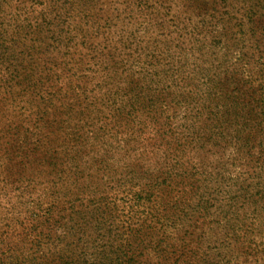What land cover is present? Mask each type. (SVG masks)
Instances as JSON below:
<instances>
[{
	"label": "trees",
	"instance_id": "1",
	"mask_svg": "<svg viewBox=\"0 0 264 264\" xmlns=\"http://www.w3.org/2000/svg\"><path fill=\"white\" fill-rule=\"evenodd\" d=\"M13 1L16 3L11 8V14H6L5 7ZM115 1L118 5H124L122 10L113 7L112 11L111 8L104 11L105 2L97 4L96 0H0V139H9L11 108L19 107L26 100L44 109L42 116L35 122L36 130L45 120V115L58 120L53 135L60 137L62 143L55 146L51 140L45 141L49 136L45 135L35 140L34 144L31 143V147H26L25 141L20 147L21 151L11 144V140H5L3 147H0V172L6 173L13 166L17 177L11 179V173L8 176L0 175V181L4 183L0 187V196L11 194L24 200L12 203L15 205L11 209V218L15 227L19 224L25 230H22L23 238L17 241L9 225H0V264H176L172 259L175 247L187 246L183 239L197 230L196 221H200L201 230L206 231L208 222L203 223L214 214L211 210L213 205L209 201L203 203V199L197 197V191L202 188L199 181L202 182L204 178L210 181L211 178H208L209 171L202 161L196 160L192 165L191 162L195 161L194 150H220L230 146L235 151L234 156L232 151L233 159H236V155L241 158L244 154L253 158L251 150L257 147L258 158L264 157L263 7L260 10L256 1L248 0L249 5L238 3L234 7L229 4L228 9L220 12L216 6L221 0H211L213 6L210 11L208 0H184L188 4L184 5L186 9L183 12L190 11L183 15L175 11L174 5L164 4L155 11V25L159 29H173L179 23H189L187 35L192 40L189 46L179 43L175 46L176 50L179 53L197 52L201 60L203 54L200 51L208 50V57L214 60L210 62V67L198 63L189 65V68L194 67V71L199 70L203 78L201 81H194L192 77L187 79V91L181 90L187 84L183 87L179 85L180 82L184 84L183 76H176L178 72L188 73L187 70L182 67L171 68L169 61L166 64L150 61L152 69L146 77L141 76L142 81H152L160 90L166 87L174 89L177 99L175 102L172 99L170 103V94L156 92L157 89H152L157 93V98H144L143 92L137 89L135 101H130L132 119H137L134 110L143 108L150 101L155 105L160 104L162 113L167 112L168 108L174 109L175 104L190 112L182 116L188 122L178 117L184 124L171 125L169 129L164 123L162 127L166 132L160 131L161 126L154 131L160 135L157 141L166 146L171 156L174 154L178 157L173 158L174 163L170 167L158 170L160 173L156 175L155 183L151 184V191H148L149 185H145L135 193V197L144 204L158 200L159 205L156 203L152 211H148L145 206L133 217H128L119 213L115 200L109 199V196L102 195L85 201L83 195L93 191L87 193L89 186L77 177L85 156L82 151L79 152V131L82 128L79 122L96 118L95 107L106 102L98 97L99 94L105 92L106 98H109L119 88V83H115L114 88L106 87L103 91L102 88L108 84V75L101 81L98 68L108 59L114 68H118L117 63L123 56L143 53L148 56L154 48L145 46L149 43L134 46L139 40L140 28L128 31L114 22L112 14L115 12L114 16L120 17L121 13L132 12V4L143 9L153 8L157 0ZM166 20L168 22L165 24ZM204 33L208 37L206 43L201 37ZM179 36L182 40V34ZM167 50L172 52L171 47ZM80 61L79 66L77 62ZM144 61L140 60L137 64L144 67ZM127 72L135 75L141 73V69L134 70L130 66ZM202 88L207 90V104H202L203 111L210 109V114L198 118L191 112L203 103L198 93ZM218 91L224 97H219ZM213 107L218 111L211 109ZM233 109L236 110L234 117L231 113ZM120 110L124 109L118 107L115 111V119L119 124L124 120L119 119L117 111ZM230 117L233 118L227 120ZM144 123L139 120L141 130L149 127ZM47 126H52V123L48 122ZM87 126L93 127L91 124ZM93 129L82 139V143L88 140L94 142ZM73 137H77V145L75 143L72 146L77 149H71L76 152V158L66 156ZM187 149L189 151L185 153ZM65 157L67 162L64 161ZM184 162L191 164L188 170L184 169L187 167L183 168ZM33 163H37V167L47 166L44 172H49L45 181L48 187L43 192L52 194L47 204L32 200L37 191L31 186L32 181L22 175L25 168ZM259 167L260 171L264 170V164ZM246 180L239 183L243 204L261 194L257 191L250 196V189L256 187ZM196 184L197 191L192 193ZM174 187L185 191L180 195L186 198L184 207H179L180 198L171 195L175 191ZM214 201L218 202L216 198ZM0 202H3L1 197ZM178 207L183 213L181 218L170 214ZM2 208L6 207L0 203V211ZM195 213L200 216L191 224L195 216L189 217L192 216L189 214ZM22 214L28 215V223L20 216ZM185 215L188 216L187 225L175 227L185 219ZM124 216H127L126 221ZM243 226L244 222L238 221L230 228L233 232L229 233L230 238L236 237L234 230H244ZM174 229L177 230L176 234L184 232L182 241L172 238ZM253 229L258 227L254 226ZM4 235L7 236L5 239ZM24 240L29 244L28 247L20 245L19 242ZM188 243V251L190 248L194 251L195 244L192 246L189 239ZM148 251L149 255L143 260L142 256ZM257 261L264 264L261 260Z\"/></svg>",
	"mask_w": 264,
	"mask_h": 264
},
{
	"label": "rangeland",
	"instance_id": "2",
	"mask_svg": "<svg viewBox=\"0 0 264 264\" xmlns=\"http://www.w3.org/2000/svg\"><path fill=\"white\" fill-rule=\"evenodd\" d=\"M208 1L210 4L208 10L210 11L213 2L211 0ZM251 1H256L258 3V8L260 9V7H263V10H260L264 11V0ZM96 2L97 4L105 2L104 11H108L110 8V11H112L113 7H118V9L122 10L124 6L118 5L115 0H96ZM221 2L226 4H220ZM15 3L16 1H13L5 7L6 14H11V8H14ZM238 3L249 5L248 0H227V2L221 0L217 2L216 7L217 10L221 12L228 9L229 4L236 7ZM164 4L174 5L175 11H180L183 15L190 11L183 12L186 9L184 5L188 4L186 1L184 2V0H157L153 8L148 7L143 9L142 6L140 7L137 4H132V12L128 11L127 13H121L120 17L114 16L115 12H113L112 17L117 25L126 27L128 31L140 28L138 34L139 40L136 41L134 46L139 47L141 43H149L145 46H154V48L150 51L152 53H148V56H145L144 53L135 54L131 57L126 55V57H128L127 61L126 57L123 56V59H120V62L117 63V65H119L118 68H114L112 66L113 63L109 59L105 63L100 64V68H98L97 72L100 80L102 81L108 75L106 79L108 84L107 86H104V89L102 88V90L104 91L106 87L112 88L115 83H119V88L117 89L118 92L111 94L109 98H106L107 95H105V92L99 94L98 97L102 98L104 101L106 100V102L104 105L100 104L95 107L96 110L94 113L96 118L94 120L86 118L84 120L87 122L86 124L84 121L79 122L82 126L79 131L81 133V142H79L81 146L79 152L82 151L85 156L82 158L83 165L80 166V174L77 175V177L78 180H82L89 186L87 193L93 191L88 195H83L86 197L85 201L88 198L93 199L102 195L109 196V199L115 200V203L120 210L119 213L122 216L127 215L128 217H133L136 213L142 211L145 206H147L146 209L148 211H152L154 206H156V203L159 205L158 200L157 202L150 200L147 201V204H144V202L138 201L135 197V193L144 188L145 185H149L148 191H151L150 186L155 183V177L160 173L158 170L160 168L164 169L170 167V165L174 163L173 158L178 157L174 156V154L171 156L167 151L166 146L157 141V138L159 139L160 135L154 131L156 130V127H162L164 123L168 125L169 129L171 128V125L175 126L180 123L184 124V122L186 123L188 121L182 117L183 114L185 112L190 114L189 111L182 108V106L178 107L176 104L174 109L168 108L167 112L162 113L159 109L161 107L160 104L155 105L153 101H150L143 108L134 110L137 114V119L131 118V111H133V109H130V101L132 99L135 101L137 89L143 92L142 95L144 98H157V93H154L152 90L157 89L156 92L170 94V103H172V99L174 102L177 99L174 89L166 87L163 88V90H160L156 88L157 84L152 81H142V77H146L150 72V69H152L150 68L152 65L150 64V61L153 62L154 60H157L163 64H166L169 61L171 68L182 67L183 70H187L188 73L178 72L176 74L178 78L183 76L184 84L182 82L179 84L183 87L188 83L187 79L190 80L191 77L195 79L194 81H201L203 78V74L198 73L199 70L194 71V67L189 68V65H192V63H198L210 67V62L214 60L208 57V50H205V52L200 51L201 54H203V60H201L197 52L186 51L184 53H179L178 49L176 50L175 46L179 43H185V45H188L192 40L191 36L187 35V32L190 29L187 27L189 23H179L177 27L173 29H159L158 26L155 25L157 19L155 11L159 10L161 5ZM128 15L132 16V18ZM167 22L168 20L164 23L166 24ZM180 34H182V40L179 39ZM201 37L202 41L205 43L208 41L206 33L202 34ZM168 47H171L172 52L167 50ZM140 60H145L144 67L143 65L137 64ZM80 63L81 61L79 63L77 62L79 66L81 65ZM127 65L128 67L133 66L134 70L140 68L141 73L137 72V74L133 75L127 72ZM103 67L106 68L105 71L103 70ZM187 86L188 84L181 90L183 91L186 89L187 91ZM147 87L150 88L148 89ZM198 93L201 95L200 102L203 103H200L201 105H198L191 113H195L196 117L200 118L210 114V109L203 111L204 106L207 104V99H205V97H207V90L202 88ZM217 94L219 97H224L219 91ZM214 99H216V96ZM140 101L141 100H139V102ZM180 101L185 104L182 100ZM202 104H204V106ZM118 107L124 109L117 111V114L120 115L119 119H124L120 124L115 119V111ZM211 109L218 111L216 107ZM43 110L42 106L37 107L26 102V100L23 101L19 107L11 108V116L9 117L11 118V130L7 134L9 139L7 137L0 139V147H3V142L5 140H11V144L21 151L20 147L25 141H27L26 147H31V143L34 144L35 140L37 141L38 138L45 135H49L45 141L51 140L53 145H61L60 137L57 138L53 135L58 125V120L56 118H53L51 115H45V120L41 123V126L37 121L40 130H38L39 128L36 130L35 122L40 116H42L41 112ZM31 112L32 114H30ZM235 112L236 110L234 111V109L231 112L233 117L236 115ZM195 114L191 115L195 116ZM102 115L105 117H102ZM178 117H182L181 119L184 122ZM233 117H230L227 120H231ZM139 120L146 122L144 124L149 127L141 130ZM48 122H51L52 126L48 127ZM75 122H77V120ZM87 124H91L93 127L89 128ZM251 124L254 125L253 123ZM92 129L94 133V142L88 140L86 143H82V139H85V136H88V133L92 131ZM36 131H38V133H36ZM160 131L166 132L163 127ZM103 132L106 133L105 136L102 135ZM76 138L77 137H73L70 140V147L67 149L66 156L71 158H76V152L71 150L77 149L72 147L73 144L77 142ZM190 150L193 149L190 148ZM233 150L234 149L230 146L220 148V150H194L196 151L194 152L195 161L193 160L191 162L192 165L196 163V160L202 161L205 169L209 171L207 172L208 178L211 179L210 181H205L204 178L202 182L199 181L202 188L197 191L198 186L196 184L192 189V193L197 191V197L200 199L202 198L203 203H205L204 201H209L213 205L211 210L214 214L209 217L210 219L206 218V221L203 223L204 225L208 222V226H205L206 231H202L200 221H196L195 225L196 228L198 227L197 230L193 234H187L183 239L187 246L189 244L188 239L192 246L195 244L194 246L196 247H194V251L193 248H190V251H188L186 245L180 247L176 245V247L174 246L175 252L172 259L175 260L176 264H259L257 260H261L262 263H264V251L260 252V250H264V234L262 233L264 230H261L264 227V198H262L264 195V170L260 171L259 169V165L264 164V157L258 158L259 151L256 154V147L254 150H251L253 158L244 154L241 155V158L236 155V159H233L235 154V151ZM188 151L189 150L187 149L185 153ZM191 154L193 155V153ZM187 158H189V156H187ZM84 159L86 161H84ZM64 161L67 162L66 157ZM40 163L43 164L42 161ZM20 165L21 164H19V166ZM36 167L37 163H33L25 168L22 175H25L26 178L32 181L31 186L37 191L34 193L32 200L47 204L48 202L46 201L50 200L52 194H47L51 192L44 193L43 190L48 187V183H45V181L46 177L49 176V172H44L47 170V166ZM190 167L191 164L183 163V168L185 170H188ZM15 171L16 168L11 166V170H8L6 173L0 172V175L1 177L5 174L8 176L11 173V179L17 178L15 176ZM33 175H35L36 178ZM196 177L198 176L196 175ZM242 180L252 183L251 186L255 185L256 188H252L249 191L250 196L255 195L257 191L258 193L260 192V195L262 196L257 195L256 198H253V201L248 199L243 204L240 197L242 192L239 190V183ZM70 181H72V179ZM3 184V181H0L1 188L3 187ZM203 186L205 187L203 188ZM174 188L175 191H173L171 195L180 198L181 201H178L179 207H184L186 198L180 197V195L185 191H183V189H177V187ZM155 195L157 194L155 193ZM0 197L3 201L0 202L1 205L6 207L2 208L0 211V225H9L11 231L15 233V239L17 241L21 240L23 238L22 230L24 232L25 230L19 226V224L15 227L13 219L11 218V209L12 206L15 205L12 203H15L16 200H24L18 197H13L11 194L1 195ZM215 198L218 202L214 201ZM216 206L218 209H215ZM179 207L176 211H171L170 214L181 218V214L183 213L180 212ZM190 212L191 211H188L187 213ZM189 215H192L189 217L195 216L191 221V224H193L194 220L198 219L199 214L195 213ZM20 216L26 220V223H28L29 220L27 214H22ZM127 216L123 217L125 221L127 220ZM187 217L188 216L185 215V219L180 221L175 227L180 228L187 225ZM224 217H226L227 220ZM219 221L221 224H219ZM238 221L244 222V230H234L236 237L230 238L229 233H233L230 231V228L235 226ZM252 223H254V226H257L258 229H253L254 226H252ZM2 230H5V226ZM258 230L261 232L259 233ZM176 231L177 230L175 229L172 231V238L176 237L174 239L178 238V240L182 241V238L185 236L184 232L176 234ZM161 235L163 234L161 233ZM6 237V235L3 236L4 239ZM171 240L169 242H171ZM19 243L21 246L25 247H28L29 245L26 240ZM149 253L150 251L144 254L142 259L145 260ZM152 259L153 261H156L155 257H152Z\"/></svg>",
	"mask_w": 264,
	"mask_h": 264
}]
</instances>
